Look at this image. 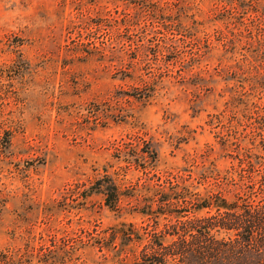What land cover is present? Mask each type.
Returning <instances> with one entry per match:
<instances>
[{
	"label": "rangeland",
	"instance_id": "374dc122",
	"mask_svg": "<svg viewBox=\"0 0 264 264\" xmlns=\"http://www.w3.org/2000/svg\"><path fill=\"white\" fill-rule=\"evenodd\" d=\"M105 176L114 210L81 200ZM258 207L264 0H0V264L241 240L217 222Z\"/></svg>",
	"mask_w": 264,
	"mask_h": 264
},
{
	"label": "trees",
	"instance_id": "16d2710c",
	"mask_svg": "<svg viewBox=\"0 0 264 264\" xmlns=\"http://www.w3.org/2000/svg\"><path fill=\"white\" fill-rule=\"evenodd\" d=\"M130 157L127 158L128 161L131 160ZM134 162H136L135 159ZM111 181L109 177L105 176L88 190H84L81 194L82 202L83 200L86 201L92 194L99 193L104 197V205L110 210H114L118 202L119 192ZM181 198L179 196L177 198L166 196L162 202L180 201ZM212 203L218 211H231L234 209L223 200ZM206 208H208L207 205L201 206L198 210ZM210 226L213 227V225H206L204 229L200 230L199 236L193 245L182 242L166 247H161V245L157 247L149 246L145 248L149 250V253L142 254L132 264H264V210L262 207L256 208L253 214L243 212L239 219H235V223H226V219L217 222L216 226L219 229L224 231L235 230L243 234L241 240L213 239L210 236V231L213 228H210ZM125 232L124 229L119 230L121 236L124 233V238L127 234L130 236L131 226H127ZM127 241L126 245L130 243V240ZM111 245L113 243L110 244V247ZM107 247L105 246L107 250L112 251L114 256L120 257L124 254L126 246L124 247L123 243H119L118 246H113L110 249Z\"/></svg>",
	"mask_w": 264,
	"mask_h": 264
}]
</instances>
